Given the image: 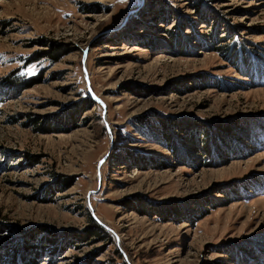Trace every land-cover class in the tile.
Here are the masks:
<instances>
[{"label": "rangeland", "instance_id": "obj_1", "mask_svg": "<svg viewBox=\"0 0 264 264\" xmlns=\"http://www.w3.org/2000/svg\"><path fill=\"white\" fill-rule=\"evenodd\" d=\"M234 47L259 76L264 0H0V264H264V84Z\"/></svg>", "mask_w": 264, "mask_h": 264}, {"label": "trees", "instance_id": "obj_2", "mask_svg": "<svg viewBox=\"0 0 264 264\" xmlns=\"http://www.w3.org/2000/svg\"><path fill=\"white\" fill-rule=\"evenodd\" d=\"M188 1H191V0H188ZM213 20H214V18H213ZM218 35V34H217ZM176 37H178V36H176ZM187 37V36H186ZM190 37V36H189ZM218 37H220L219 35H218ZM234 49V51H233V54L236 56V53H240L243 57H244V60H242V58H240V57H238L239 59H241L243 62L245 61V63L247 64V67H248V73H245V76L247 77V78H249V81H251L252 83H253V85H256V86H259L260 84H264V82L262 81V80H260V76H262L263 77V79H264V70H262V71H260L261 73H260V75L258 76V73H259V68L261 67V64L262 63H259V62H262L263 60H261V58H260V60L259 59H257L256 61L258 62V63H255L253 60H251V58L250 57H248L247 55H246V53H244L243 54V52H241V50H243V48H240V49H238V47H234L233 48ZM62 49L61 48H59V49H56V50H54L53 52H52V54H49V57L50 58H52L53 60H57V58L61 55L60 54V51H61ZM39 54H41V53H39ZM39 54H37L39 57L37 58L36 57V59H39V60H42V58L40 57V55ZM33 61H35V60H33ZM244 68V67H243ZM258 79V80H255L254 81V79ZM37 80H39L38 78H33L32 80H30V82H28V84H23V87L24 86H28V85H31L32 83H36L35 81H37ZM11 83L14 85V86H18V84H19V82H14V80L13 79H11ZM14 86H11V87H14ZM10 87V88H11ZM21 89V91L23 90V88H20ZM91 103V102H90ZM90 103H84V107H83V109L82 110H84V111H87V108H89V106H90ZM245 126L246 127H249V121H246V123H245ZM243 133L244 134H246V130H245V132L242 130L241 131V136L243 135ZM194 135V137L193 138H195V140L193 141V142H197V145L199 146V144H206V146H207V140L206 139H202V136H200L196 131H195V133L193 134ZM247 135V134H246ZM244 136V139H246L247 138V136ZM250 136V135H249ZM262 136V135H261ZM261 136L259 137V138H261ZM207 137V136H206ZM262 139H264V136H262ZM204 144V145H205ZM207 148H208V146H207ZM172 150V149H171ZM173 151V150H172ZM151 214H153V213H151ZM204 216V215H203ZM203 216H201V217H199V218H202ZM90 223L93 225V227H94V230L96 231V236H98V234H103L104 232H103V230L101 229V227L99 226V224L98 223H96L95 222V220L94 219H92L91 217H90ZM1 231V230H0ZM98 231V232H97ZM99 237V236H98ZM78 240V239H77ZM51 241H54V240H50L49 242H51ZM25 261V262H24ZM30 261V260H29ZM23 264H32V262L30 261V263L29 262H27V260H23Z\"/></svg>", "mask_w": 264, "mask_h": 264}, {"label": "water", "instance_id": "obj_3", "mask_svg": "<svg viewBox=\"0 0 264 264\" xmlns=\"http://www.w3.org/2000/svg\"><path fill=\"white\" fill-rule=\"evenodd\" d=\"M87 74V73H86ZM97 102H99V104L101 105V106H103V108H105V103L104 102H102L101 100H97ZM109 131L111 132V129H110V127H109ZM105 159L106 158H104L101 162H100V164H99V168H101L102 166V164L105 162ZM100 172H99V177H100ZM100 179V178H99ZM87 205H88V209H90V212H91V214H92V218L97 222V223H99L101 226H103L104 228H108V229H110L109 227H108V225H106L105 223H103V222H101L99 219H98V217L96 216V212L92 209V207H91V204H90V200L88 199L87 200Z\"/></svg>", "mask_w": 264, "mask_h": 264}, {"label": "bare ground", "instance_id": "obj_4", "mask_svg": "<svg viewBox=\"0 0 264 264\" xmlns=\"http://www.w3.org/2000/svg\"><path fill=\"white\" fill-rule=\"evenodd\" d=\"M112 130H113V129H112ZM112 130H111V131H112ZM92 209H93V207H92ZM93 210L95 211V209H93ZM95 212H96V211H95ZM115 237H116V235H115ZM117 238H118V237H117Z\"/></svg>", "mask_w": 264, "mask_h": 264}]
</instances>
